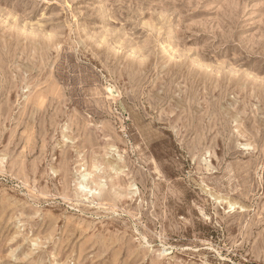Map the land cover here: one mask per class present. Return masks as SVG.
<instances>
[{
  "label": "rangeland",
  "instance_id": "obj_1",
  "mask_svg": "<svg viewBox=\"0 0 264 264\" xmlns=\"http://www.w3.org/2000/svg\"><path fill=\"white\" fill-rule=\"evenodd\" d=\"M0 264H264V0H0Z\"/></svg>",
  "mask_w": 264,
  "mask_h": 264
},
{
  "label": "bare ground",
  "instance_id": "obj_2",
  "mask_svg": "<svg viewBox=\"0 0 264 264\" xmlns=\"http://www.w3.org/2000/svg\"><path fill=\"white\" fill-rule=\"evenodd\" d=\"M80 186H84L83 181H80ZM87 187V186H86ZM89 187V186H88Z\"/></svg>",
  "mask_w": 264,
  "mask_h": 264
}]
</instances>
